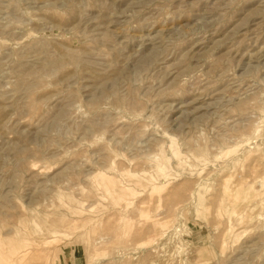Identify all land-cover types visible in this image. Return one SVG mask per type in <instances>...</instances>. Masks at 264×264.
Instances as JSON below:
<instances>
[{
	"label": "rangeland",
	"instance_id": "obj_1",
	"mask_svg": "<svg viewBox=\"0 0 264 264\" xmlns=\"http://www.w3.org/2000/svg\"><path fill=\"white\" fill-rule=\"evenodd\" d=\"M0 264H264V0H0Z\"/></svg>",
	"mask_w": 264,
	"mask_h": 264
},
{
	"label": "bare ground",
	"instance_id": "obj_2",
	"mask_svg": "<svg viewBox=\"0 0 264 264\" xmlns=\"http://www.w3.org/2000/svg\"><path fill=\"white\" fill-rule=\"evenodd\" d=\"M22 231V230H21Z\"/></svg>",
	"mask_w": 264,
	"mask_h": 264
}]
</instances>
